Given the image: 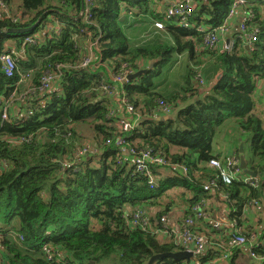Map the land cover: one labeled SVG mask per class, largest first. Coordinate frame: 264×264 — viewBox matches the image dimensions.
I'll return each mask as SVG.
<instances>
[{
  "label": "trees",
  "instance_id": "1",
  "mask_svg": "<svg viewBox=\"0 0 264 264\" xmlns=\"http://www.w3.org/2000/svg\"><path fill=\"white\" fill-rule=\"evenodd\" d=\"M3 1L8 15L0 16L2 31L29 28L48 13L32 33H0V56L23 52L16 65L33 74L17 95L29 87L38 92L47 72H59V79L30 103H14L18 77L7 78L0 61V100L10 105L8 119L0 106V264H147L155 253L182 251L174 237L161 239L155 233L164 229L161 219L173 204L185 206L181 225L206 198L222 201L227 220L236 221L249 241L254 235V247L249 246L257 259L251 256L250 264H264V120L256 114V83L264 79V0H247L241 20L247 32H258V41L247 49L237 33L232 52L208 48L198 28L223 25L234 0H192L191 26L170 20L163 30L154 22L164 21L172 3L184 0H84L82 18L81 0ZM130 20L146 31L144 43L133 45ZM91 44H97L96 60L82 68ZM157 59L154 70L111 84L124 64L134 74ZM124 100L134 116L119 108ZM158 103L171 108L168 120L158 119ZM120 119H132L131 135H125ZM227 121H234L250 144L247 164L257 175L240 171L230 185L209 166L222 158L213 154L214 142L217 128ZM84 124L91 127L92 138L84 136ZM124 137L127 150H152L169 168L152 165L150 175L139 172L133 156L115 145ZM235 155L240 161L238 149ZM163 169L171 174L165 176ZM245 178L256 186L245 184ZM173 189H182L180 203L162 205ZM253 201L262 206L257 222H250L255 227L244 219ZM140 208L148 213L157 209L153 232L132 225ZM210 230L220 236L228 232ZM45 245L51 259L42 251ZM213 247L198 259L201 264L222 258L223 250ZM241 250L231 251L229 264H239L235 258ZM193 262L165 259L157 264Z\"/></svg>",
  "mask_w": 264,
  "mask_h": 264
},
{
  "label": "built area",
  "instance_id": "2",
  "mask_svg": "<svg viewBox=\"0 0 264 264\" xmlns=\"http://www.w3.org/2000/svg\"><path fill=\"white\" fill-rule=\"evenodd\" d=\"M247 0H234L231 9L229 10L228 19L226 22L221 25L220 27L211 29L210 31H206L205 28L200 27L198 28V32L205 35V45L210 49H216L219 46H222V49L227 52H232L235 46V42L232 39H224L222 38L224 35L228 37L229 29L228 22L233 19L239 9H244L246 7ZM89 5V3H88ZM194 7L192 0H184L180 2L173 3L165 12V19L164 21H155L154 26L158 30H163L165 22H168L170 20H175L176 22L180 23V26L184 28H189L191 26V15L193 13ZM6 11H8V7L6 6L5 2L3 0H0V16L2 13L6 14ZM90 19V16H86V21ZM243 24V23H242ZM58 34H60L62 31L61 29H58ZM247 32V28L245 25L242 26L241 30H238V33H241L242 36H236L239 38H245L248 45H252L258 41V32H251V34L247 37L245 34ZM33 41L31 38H27L26 42ZM97 47V44H91L89 46L88 56L84 58L83 63L81 65L82 68L90 67L91 64L96 60L95 59V49ZM19 54V55H18ZM23 52L16 53L15 51H6L0 56V61L2 63V70L3 73L6 75L7 78H15L18 77V81L16 84V89L14 90V93L12 95V99L15 102L18 103H30V101L35 97H38L39 94L47 93L52 89V85L56 83V81L59 79V72L52 73L47 72L43 78L40 81L41 87L39 88V91H35L33 87H29V89L24 90L22 94L19 96L17 95L18 91L22 86H25L27 83L31 81L32 78V71H26V73H23L19 70V68L16 65V59L18 56L22 55ZM63 66V65H62ZM63 67H58V71H60ZM122 69L124 70L122 73L117 75L115 78H112L111 84L118 85L119 83H124L128 76L130 75L129 70L127 69V65L124 64L122 66ZM203 84V80L200 82ZM110 87L103 86L104 91H109ZM0 106L2 107V110H4V119H8V112L10 105L5 102V99L0 100ZM123 106V107H121ZM127 111L128 114L131 116H134V108L129 105L125 100L120 104L121 110ZM157 112L162 113L164 116H169L171 114V108L162 104L158 103V109ZM29 115H32L30 112ZM136 117V116H135ZM134 118L136 119L138 118ZM119 125L126 136L131 135L132 132L135 129V125L131 122L132 119H129L127 122L124 119H120ZM125 136V137H126ZM120 138L115 142V145L120 147L123 152L132 155L133 157V164L136 166L137 170L142 173H146L147 175H150V166L156 165L158 167H169L170 164L166 161L164 157L159 156H153L151 152H137L136 150H127L126 149V138ZM152 151V150H147ZM88 150L83 151L81 155H86ZM240 161L237 159L236 155H228L225 159L222 160H212L209 162V166L211 168H215L218 171H220L221 179L224 184L230 185L239 175L236 173L237 170L236 167ZM180 171L184 174H188V169L184 166H179ZM233 169L236 170V172L233 171ZM176 171V170H174ZM240 172V171H239ZM244 183L248 184L252 187H255L256 184L251 178H245ZM205 191L209 192L211 191V186H206L204 188ZM254 209L256 213H260L262 210V206L256 202L253 201L250 206L247 208L246 213L248 214L250 210ZM136 213L133 215V222L132 225L134 227H139L142 231L148 232V231H154L153 222L151 221V217L148 216V212L145 210V208L136 209ZM194 216L187 218L181 225H179V229L175 230L169 229L170 223L167 216L162 217L161 223L164 226V229H160L158 231H155L156 234L159 236H162L163 238H172L174 237L175 242L178 246L182 248V251L191 252L194 255V262L191 264H201L198 260L199 258H203L207 255L209 250L215 249L213 245L210 242L209 237L207 234L202 232L200 230L199 223L203 220H211V224L213 228L217 231H222L224 229H228V237H226L225 241L221 243V245L218 247L223 250L222 260H228V258L232 255L231 251L234 248H245L249 247L250 251V244L253 246L252 243H255L256 239L254 235H252V238L249 239L241 233V231L238 229L237 222L236 221H212V217L210 215H207L208 213L205 211V200L203 202L196 205L193 209ZM218 222V223H217ZM225 243V244H223ZM51 248L49 246L43 247V252L46 253V255L49 257V259L52 258L51 256ZM251 252V256L255 259V257ZM197 259V261L195 260ZM261 261H264V258L261 259ZM217 261L210 260L204 264H216Z\"/></svg>",
  "mask_w": 264,
  "mask_h": 264
},
{
  "label": "crops",
  "instance_id": "3",
  "mask_svg": "<svg viewBox=\"0 0 264 264\" xmlns=\"http://www.w3.org/2000/svg\"><path fill=\"white\" fill-rule=\"evenodd\" d=\"M243 14H244V16H243ZM242 17H246L245 13H244L243 9H239L237 11L235 17L229 21V25L227 28L229 29L228 35L230 33H231V35L228 36V38L237 34L238 26L240 27V23L242 22L241 20L244 19V18L242 19ZM256 86H257L256 93L258 95L257 97H259L258 102L256 104V114L261 116L264 120V79L259 80L258 83H256ZM209 89L210 88H207L205 91H207ZM157 117H158V119L161 118V120H162L163 118H166L169 116L161 115V116H157ZM238 138H239V140H238ZM241 143H244L245 157H246V160L248 162L252 159V153H251V149L248 147V145L246 143V138L242 135L239 127L237 126V124L234 121H227L222 126L217 128V134L215 137L213 154L217 155V154L221 153L222 158L220 160L225 158L227 155H233V154L235 155L236 150L240 149ZM239 153H240V151H239ZM163 170H164L163 174L165 176H168L171 174L170 171H166L165 169H163ZM236 173L239 174L240 172L237 171ZM205 209H206V212L212 217V221H214V220L216 221L218 219V216H214V214L220 212L221 210H222V213L224 210L225 220L227 221V219H228L229 212H228V209L225 207V205L223 204L222 201L213 202L211 199L206 198L205 199ZM184 210H185L184 204H177V203L173 204V211H171L168 214L170 216L169 223H170V226L173 227V229H175V230L179 229L180 223L177 224V222L182 221V213ZM259 216L260 215L259 214L257 215V213H256V211H254V209L250 210L249 213L244 218L246 221H249V223H245V224L248 226L255 227L257 224L253 225L251 223H256ZM220 218H221V216H220ZM203 222H207V223H203ZM199 225H200V230L202 232H204L205 234H207V236L209 237L208 231L211 229V226H212L211 220L202 221L199 223ZM227 234L228 233H225V234L223 233V234H221V236L220 235L210 236L209 239H210L211 244L215 245V246H220L221 243L223 241H225L226 237H228ZM241 251L243 252V254L244 253L250 254L249 248L243 249ZM216 261L222 262L223 260L220 259V260H216ZM225 262H226V264H229L228 260H225Z\"/></svg>",
  "mask_w": 264,
  "mask_h": 264
},
{
  "label": "water",
  "instance_id": "4",
  "mask_svg": "<svg viewBox=\"0 0 264 264\" xmlns=\"http://www.w3.org/2000/svg\"><path fill=\"white\" fill-rule=\"evenodd\" d=\"M170 4V3H169ZM85 12V3L84 0H81V14H80V18H82V16L84 15ZM48 13H45L42 17H40V19L31 27L29 28H22V29H17V28H8L6 30H0V33L2 34H9V35H24V34H28V33H32L43 21L44 17L47 16ZM247 49H249V47L247 46ZM160 59L154 60L150 63L149 67L147 69H142L134 74H131L128 76L126 82H130L138 77H140L141 75L154 70V67L156 65L157 62H159ZM161 119V118H160ZM169 117L163 118L162 120H168ZM240 164L236 167L237 170L241 171L243 174L249 175L253 178H256L257 175L251 171L248 168V164L247 161L245 159V150H244V143H241L240 145ZM194 257L193 253L191 252H187V251H178V252H173V253H164V254H158L155 253L149 260V262L147 264H157L160 261H163L165 259H172L174 261L177 262H181V261H186V260H190Z\"/></svg>",
  "mask_w": 264,
  "mask_h": 264
},
{
  "label": "rangeland",
  "instance_id": "5",
  "mask_svg": "<svg viewBox=\"0 0 264 264\" xmlns=\"http://www.w3.org/2000/svg\"><path fill=\"white\" fill-rule=\"evenodd\" d=\"M15 3L17 4V5H20V0H15ZM13 14H16V11H14L13 12ZM246 18L244 17V20H245ZM243 25H245V24H241L240 23V27L238 26V29L237 30H241V28H242V26ZM130 28H133V29H129V37H131L132 39H133V45L134 46H136V45H139L140 43H144L145 41H146V37H147V34L145 33L146 31H144V29H143V27H140L139 26V23H138V21H135V20H130V24L128 25ZM251 34V32H246V36L248 37L249 35ZM222 38H224V39H226L227 38V36L226 35H224ZM120 108V107H119ZM82 128V130H83V133H84V136L85 137H90V138H92V136L94 135L93 134V132L91 131L90 132V130H91V127L90 126H88L87 124H84V126H82L81 127ZM236 135V134H235ZM238 140H239V138H238ZM246 143H247V145H248V147L250 148V144L246 141ZM92 145V144H91ZM217 146V145H216ZM134 150H136L135 148H133ZM137 151V150H136ZM138 152V151H137ZM146 152H151L152 153V155L153 156H159V157H163L162 155H160V154H155L153 151H146ZM226 157H228V155L226 156ZM225 157V158H226ZM225 158H223V159H225ZM245 159H246V157H245ZM247 161V160H246ZM251 161V160H250ZM240 164V163H239ZM238 164V165H239ZM162 168H165V167H162ZM169 168V167H168ZM181 192H182V189H173V190H171L169 193L171 194V198H169V199H165V201L164 202H162V205H164V204H166V203H168V202H171L172 200L173 201H177V202H179L180 203V195L179 194H181ZM162 209H158V211L160 212ZM156 211H157V209H154V210H151L149 213H148V216L149 217H154L155 216V214H156ZM205 211H206V209H205ZM207 215H209V214H207ZM225 214H224V210H223V213H222V210L220 211V212H218V213H216V214H214V216H218V219L216 220V221H226L225 220V216H224ZM220 216H221V218H220ZM167 217H168V219H170V216L169 215H167ZM179 219V218H178ZM177 219V220H178ZM183 221V220H182ZM180 223V221H178L177 222V224H179ZM218 223V222H217ZM209 232V237L210 236H212V235H215L214 234V232L212 231V230H209L208 231ZM218 235V234H217ZM160 238L161 239H163V237L162 236H160ZM256 242V241H255ZM223 244H225V243H223ZM254 247V246H253ZM243 249H248L247 247H245V248H243ZM242 249V250H243ZM42 251H43V249H42ZM250 254H251V252H250ZM250 254H248V253H244L243 254V252L241 251L240 253H239V255L235 258V262H237V263H242V262H244V263H247V264H250L251 262H252V260H251V255ZM251 257V258H250ZM230 262V261H229ZM216 264H226V262L225 261H222V262H217Z\"/></svg>",
  "mask_w": 264,
  "mask_h": 264
},
{
  "label": "clouds",
  "instance_id": "6",
  "mask_svg": "<svg viewBox=\"0 0 264 264\" xmlns=\"http://www.w3.org/2000/svg\"><path fill=\"white\" fill-rule=\"evenodd\" d=\"M172 4H173V3H172ZM230 9H231V8H230ZM227 19H228V18H227ZM225 22H226V21H225ZM225 22H224V23H225ZM228 25H229V22H228ZM203 28H204V27H203ZM210 30H211V29H210ZM210 30H207V29H206V31H210ZM237 33H238V31H237ZM230 35H231V33H230L228 36H230ZM233 37H234V36L229 37V38L227 37V38H228V39H232ZM247 46L249 47L250 45L247 44ZM130 75H131V74H130ZM259 80H261V79H258V80H257V83H258ZM125 82H126V81H125ZM125 82H124V83H125ZM45 246H46V245H45ZM47 246H48V245H47ZM42 249H43V248H42ZM193 259H194V258H193Z\"/></svg>",
  "mask_w": 264,
  "mask_h": 264
}]
</instances>
